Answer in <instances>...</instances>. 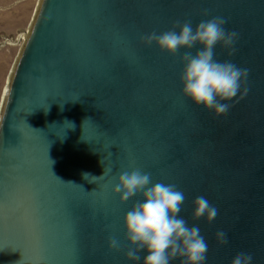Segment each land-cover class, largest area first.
<instances>
[{
  "label": "water",
  "instance_id": "water-1",
  "mask_svg": "<svg viewBox=\"0 0 264 264\" xmlns=\"http://www.w3.org/2000/svg\"><path fill=\"white\" fill-rule=\"evenodd\" d=\"M212 17L238 34L214 58L247 69L222 115L182 94L183 50L141 39ZM6 95L0 264H133L123 221L140 196L113 192L133 168L184 193L180 215L204 236L205 264L239 252L264 264V0H42ZM198 196L217 208L213 221L193 216Z\"/></svg>",
  "mask_w": 264,
  "mask_h": 264
},
{
  "label": "clouds",
  "instance_id": "clouds-1",
  "mask_svg": "<svg viewBox=\"0 0 264 264\" xmlns=\"http://www.w3.org/2000/svg\"><path fill=\"white\" fill-rule=\"evenodd\" d=\"M226 23L222 17L202 20L195 27L191 21H177L167 31L152 32L141 38L147 46L155 44L161 51L172 56L183 50L180 58L183 65L180 75L182 94L195 105L217 115L229 110L226 101L238 94L241 82L247 78V69H242L231 61L214 58V49L218 44L234 51L238 34L227 31L224 27ZM193 48H197L194 54ZM49 107L50 105L48 109ZM65 122L71 126L69 128H74L72 122ZM49 160L52 168L54 161ZM101 163L103 164L102 160ZM53 174L55 175L54 172ZM82 176L88 182L89 177H101L89 173H83ZM56 177L63 183L78 185ZM78 186L83 188L82 185ZM113 192L119 195L121 202L140 196L125 213L123 221L129 244L124 255L128 261L133 264L140 261L142 264H171L180 257L181 264H205L207 242L199 227L189 226L180 215L185 195L175 185L153 182L150 173L133 168L119 174ZM193 205L195 218L203 217L211 222L218 214L217 208L204 196L196 197ZM216 237L221 244L227 243L225 232L218 231ZM109 247L120 250V241L112 237ZM252 260L251 254L239 252L231 264H252Z\"/></svg>",
  "mask_w": 264,
  "mask_h": 264
},
{
  "label": "rangeland",
  "instance_id": "rangeland-1",
  "mask_svg": "<svg viewBox=\"0 0 264 264\" xmlns=\"http://www.w3.org/2000/svg\"><path fill=\"white\" fill-rule=\"evenodd\" d=\"M41 2L0 0V116L8 84L26 42V32L32 29Z\"/></svg>",
  "mask_w": 264,
  "mask_h": 264
},
{
  "label": "bare ground",
  "instance_id": "bare-ground-1",
  "mask_svg": "<svg viewBox=\"0 0 264 264\" xmlns=\"http://www.w3.org/2000/svg\"><path fill=\"white\" fill-rule=\"evenodd\" d=\"M32 29H33V26H32ZM32 29L30 30V32H26V35H27V38H26V36H25V38H26V42L28 41V38H29V36H30V34H31V32H32ZM8 96V95H7ZM6 96V97H7Z\"/></svg>",
  "mask_w": 264,
  "mask_h": 264
}]
</instances>
